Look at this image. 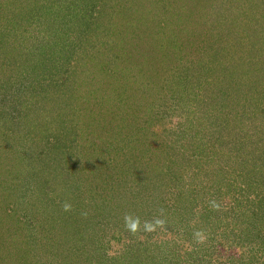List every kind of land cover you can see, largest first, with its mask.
I'll use <instances>...</instances> for the list:
<instances>
[{
	"label": "rangeland",
	"instance_id": "obj_1",
	"mask_svg": "<svg viewBox=\"0 0 264 264\" xmlns=\"http://www.w3.org/2000/svg\"><path fill=\"white\" fill-rule=\"evenodd\" d=\"M91 2L0 0V264H204L178 201L264 145V0ZM258 204L224 264H264Z\"/></svg>",
	"mask_w": 264,
	"mask_h": 264
},
{
	"label": "trees",
	"instance_id": "obj_2",
	"mask_svg": "<svg viewBox=\"0 0 264 264\" xmlns=\"http://www.w3.org/2000/svg\"><path fill=\"white\" fill-rule=\"evenodd\" d=\"M100 1L101 0H98L97 3L96 0H93L94 4H92L91 2L88 6L90 8L91 7L95 8V10H93L94 16L97 15V13L101 12V10L99 12L97 11ZM56 5H58V3H56ZM70 9H71L70 7H65L63 11H65L67 15V13L70 12ZM75 15L76 13L72 15V18L75 17ZM80 32L84 33V30L81 29ZM233 48L234 46H232V50H231L232 53L235 52V50L233 52ZM224 50L227 51L230 49H228V47L222 49L221 47H219V45L216 46V51L224 52ZM232 59L233 58L228 59V61H226V63L222 65L223 67L221 66L222 69L220 70V76H222V80H225L222 85L224 89L223 95L225 94V96L228 97L232 94L231 93L232 91H236V90L238 91L239 89L238 86H240V81H241L239 78H242V73L244 70V66L242 65L239 66L238 62L234 60L231 61ZM198 76L199 75L196 74V76L194 77V74L190 73L189 76L187 77L185 76V80L196 77H197L196 79H198ZM254 79L255 78L252 79L251 83H258V80H254ZM181 80H182L181 82L185 84L184 83L185 80L184 79ZM231 88H234V90H232ZM247 96L248 97L244 101L255 102L256 100H258L255 98L259 97L260 94L254 95L249 93L247 94ZM260 110L262 109H256V112H259ZM232 111L233 112L230 113V115L234 114L233 116L236 117L240 116L242 118L245 115V113H240L239 111L237 112L235 111V109H233ZM246 119H248V116ZM184 130L186 131L188 130L186 125L183 126L182 124L178 126V134L181 133V131L184 132ZM199 147L202 148L201 145ZM252 151L255 155H235V161L229 159L228 155H212V153L210 154L213 156V159L214 157L217 158V156H220V159L221 157H223L225 158L224 159L225 161L227 162L231 161L230 163L233 162L231 166H228V163H226L225 166L221 165L220 168L217 171H215L214 174H212V180L211 177L209 178L214 184L212 186H214L215 188L217 187V190L220 191L221 193L219 194L215 192L216 194L214 199L207 198L208 195L212 194L210 193L211 192L210 189L212 187L210 188V186H208L206 183H205L206 185L200 187L199 188L200 190L198 191L199 193L202 191L203 193V194L201 193L202 196L196 194L194 192L195 191L194 188H192L191 186L190 188L193 191L189 192V188H186V191L183 189L184 193H181V196L179 197L178 206L181 207L180 211L178 212L179 218L182 224L188 227L184 229V233L187 235L190 234L189 238H192L193 240L199 237L198 233H202L207 237V240H205V242L210 243L211 248L206 250L205 253L207 255H210L211 257L209 258V260L206 259L207 261H204L205 258L203 257L200 258L197 257L196 260L201 263L205 264L209 262L210 264H224L225 261H227V263L230 262V259L232 261L233 260L236 261L237 259L234 257L233 258L229 257L227 260L225 259L223 248L227 247V243L226 241L222 240L221 237L227 234H231L234 236L232 243H230L231 245L227 247L228 249H238V250H241L242 248L244 249L245 244H243L244 243L243 232L245 231L242 230V226L244 225L246 215L247 218L250 216L252 217L253 215H255V217L257 218L258 213L256 212V208L257 207L259 208L258 202L262 203L263 211H264V145H260V146L257 145V148H253ZM214 161L212 160V162ZM215 162L216 164L219 165L218 161ZM208 173L207 171H205L204 174L208 175L209 177ZM222 183L228 184V187L224 186ZM234 185L237 187L239 186L238 189L236 190L228 189L229 186H234ZM219 195H222L220 199L221 202H223L222 205L216 203L217 201H219L216 199ZM194 206L195 208L198 209L193 208ZM194 209L196 211L201 210L202 212H195ZM262 216H263L262 218H264V214ZM227 218L228 219L234 218V221H228L230 223L228 224L226 220ZM243 218L244 220L241 221ZM226 224L230 225L232 228L228 227ZM227 228H231V230H228ZM224 229H227L228 232L227 230ZM216 232L221 233V235L218 237H214V233ZM231 235L230 238L232 237ZM251 238L254 240L258 238V236L251 235ZM260 250H262L261 246H260ZM131 251L132 250H130V252ZM194 252L195 251H192L191 253ZM196 253L200 255L199 251L195 252V254ZM126 254H128L127 251Z\"/></svg>",
	"mask_w": 264,
	"mask_h": 264
},
{
	"label": "clouds",
	"instance_id": "obj_3",
	"mask_svg": "<svg viewBox=\"0 0 264 264\" xmlns=\"http://www.w3.org/2000/svg\"><path fill=\"white\" fill-rule=\"evenodd\" d=\"M65 207L67 208V207H69L68 205H65Z\"/></svg>",
	"mask_w": 264,
	"mask_h": 264
}]
</instances>
